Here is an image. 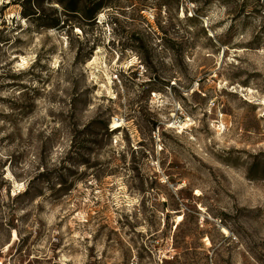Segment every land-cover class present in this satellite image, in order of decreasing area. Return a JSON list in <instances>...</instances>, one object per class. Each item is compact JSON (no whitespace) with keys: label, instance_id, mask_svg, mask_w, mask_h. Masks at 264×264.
<instances>
[{"label":"rangeland","instance_id":"rangeland-1","mask_svg":"<svg viewBox=\"0 0 264 264\" xmlns=\"http://www.w3.org/2000/svg\"><path fill=\"white\" fill-rule=\"evenodd\" d=\"M0 264H264V0H0Z\"/></svg>","mask_w":264,"mask_h":264},{"label":"bare ground","instance_id":"bare-ground-1","mask_svg":"<svg viewBox=\"0 0 264 264\" xmlns=\"http://www.w3.org/2000/svg\"><path fill=\"white\" fill-rule=\"evenodd\" d=\"M120 126L119 123H114V128H118Z\"/></svg>","mask_w":264,"mask_h":264},{"label":"trees","instance_id":"trees-1","mask_svg":"<svg viewBox=\"0 0 264 264\" xmlns=\"http://www.w3.org/2000/svg\"><path fill=\"white\" fill-rule=\"evenodd\" d=\"M71 11H78L77 8H70Z\"/></svg>","mask_w":264,"mask_h":264}]
</instances>
